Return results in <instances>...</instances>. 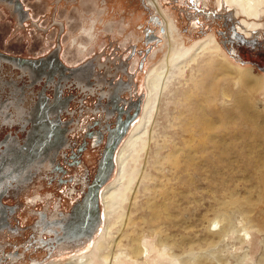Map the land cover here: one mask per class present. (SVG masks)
Returning a JSON list of instances; mask_svg holds the SVG:
<instances>
[{
  "label": "rangeland",
  "instance_id": "rangeland-1",
  "mask_svg": "<svg viewBox=\"0 0 264 264\" xmlns=\"http://www.w3.org/2000/svg\"><path fill=\"white\" fill-rule=\"evenodd\" d=\"M214 2L216 0H206L203 2L206 7H201L194 0H157L159 8L180 35V49L196 47L201 40L212 35L220 44L222 34L227 36L228 30L220 18L221 9L227 8L215 9ZM21 3L29 20L18 26L9 14V8L0 2V50L13 55L36 56L56 48L72 65L90 58L102 59L104 63H101L100 70H108V79L109 74L126 79L120 72H114V66L124 64L121 61L123 56L132 44L141 41L134 48L139 50L135 53L141 54L142 60L137 54L131 69L135 68L137 61L144 60V64L133 75L132 94L143 91L148 74L168 51L164 42L156 37L161 20L147 6L146 0H22ZM260 24L263 29L253 34L251 49L238 46L236 57L220 44L222 53H214L213 62L249 69L251 75L263 83L264 19ZM82 29L84 33H80ZM79 45L86 49L81 50ZM202 60L205 58L201 57L189 66L187 79L193 76L202 83L207 81L210 72L206 71L208 68ZM228 83V87L236 92L233 82ZM175 85L164 95L156 117L152 116L147 124L143 150L127 163L124 179H118L113 185L120 197L113 200L108 218L113 225L104 240L110 250L105 251H110V261L114 253L117 260L128 252L126 246L118 249L116 242L128 229L126 224L130 219L135 222L134 227L138 234H142L139 237H143L144 242L163 245L165 251L179 257L201 258L210 264H264V138L247 125L240 129H236L235 124L221 126L219 111L232 104L227 97L217 96L215 104L205 110L194 109L193 113L179 114L181 109L174 105L176 94L172 92L178 87ZM69 91L75 93L77 100L82 98L83 111L76 116L79 123L68 135V143L76 147L85 140V148L78 155V166H66L61 159L59 163L65 166L64 179L71 176L89 182L104 141L92 147L80 128L90 124L92 119L102 124V113L93 110L98 91L93 87L92 94L87 96L72 87ZM254 99L256 113L264 121V86ZM77 106L80 105L76 102L70 104L73 110ZM201 117L218 126L210 134L211 139L202 136L198 123ZM113 120L111 117L107 121L110 126ZM70 150L72 148L64 150L65 156ZM171 153L175 156L172 157ZM79 184L76 181L62 186L53 182L46 185L44 179H37L16 197H4V204H16L19 208L8 221L16 230L15 234H8L5 230L0 232V255L17 250L23 256L17 264H26L30 259L47 260L43 246L52 234L35 225L36 215L39 212L48 218L52 214L65 215L81 196ZM69 188L73 189L71 194L67 192ZM159 209L165 214L154 218V210ZM219 230L218 235H213ZM181 239L191 242L181 244ZM56 247L55 255L71 251L61 249L59 244Z\"/></svg>",
  "mask_w": 264,
  "mask_h": 264
},
{
  "label": "flooded vegetation",
  "instance_id": "flooded-vegetation-1",
  "mask_svg": "<svg viewBox=\"0 0 264 264\" xmlns=\"http://www.w3.org/2000/svg\"><path fill=\"white\" fill-rule=\"evenodd\" d=\"M21 1L0 0L9 8V14L14 17L15 24L18 26H22L24 21L29 20V14ZM221 10H223V14L220 18L223 25L226 26L228 34L227 36L222 34L223 40L220 44L237 57L238 46L242 49L252 48L254 40L251 38L253 35L250 38H245L239 33V21L234 13L228 9ZM227 13H230V16H227ZM83 31V29L80 30V33H84ZM142 42H144L143 38ZM138 43L141 41L132 44L129 52L123 56L121 61L124 64L114 66V72H120L121 76H126V79L117 78L112 74H109L108 79V70L103 72L100 70L101 63H104L102 59L90 58L72 65L66 61L64 54L58 53L56 48L52 51L47 49L36 56L13 55L0 50V232L5 230L8 234H15L16 230L10 226L8 221L19 208L16 204H4L2 202L4 197H16L25 187L37 179H44L46 185L53 182L59 186L66 182H80L81 196L71 204L69 212L65 215L57 214L54 216L55 214H52L49 218L42 212L36 215L38 219L35 223L36 226L43 220L46 224L43 229L46 228V232L52 228L53 233H60V229L54 225L57 223L66 224L71 209L80 201L95 173L94 171L89 182L84 178L77 179L71 176L67 177L68 180L64 179L66 171L64 170L65 166L59 163L60 159L62 162L64 161L66 166H78V155L85 148V140L76 147L68 143V135L75 130L76 127L74 126L79 123L76 116L78 112L80 114L83 111L81 109L82 98L77 100L75 93L69 90L72 87L82 96L92 94L93 87L98 91L96 92L97 98L93 110L102 113V124L100 121L92 119L90 124L80 128L81 134L85 139H88V143L90 142L92 147H96L103 140L104 148L109 131L116 127L117 121H120L121 125L127 121V118L133 113L130 103L139 97L140 110L126 126L125 130L128 132L140 114L143 99L140 92L132 94L133 75L144 64V60L141 61V54L137 53L141 60L137 61L135 68L131 70L137 55L135 52L139 51L134 48ZM78 47L83 51L86 49L85 46L80 47L79 45ZM255 66L259 67L258 64ZM106 76L107 80L104 79ZM66 89L68 91L65 93ZM73 102L80 106H77V109H71L70 104ZM111 117L114 120L110 126L107 121ZM68 148H72V150L65 156L64 150ZM67 192L71 194L73 189L69 188ZM46 206L47 204L44 207L45 210ZM85 215L87 217L88 214ZM74 216L77 218V214ZM72 223L73 225L78 224V222L73 221ZM48 227L51 228L48 229ZM50 238H53V235ZM43 247H45L46 255L54 254L57 251L56 244L49 240ZM8 254L0 255L1 264L11 262V255ZM18 255H16V259H20L21 253L19 257Z\"/></svg>",
  "mask_w": 264,
  "mask_h": 264
},
{
  "label": "bare ground",
  "instance_id": "bare-ground-1",
  "mask_svg": "<svg viewBox=\"0 0 264 264\" xmlns=\"http://www.w3.org/2000/svg\"><path fill=\"white\" fill-rule=\"evenodd\" d=\"M194 1L195 4L202 7L205 4H203V2L206 0ZM146 2L147 6L155 11L157 17L161 20L156 37H159L160 40L164 42L168 51L165 53L164 58H161L162 60H159L157 65H155L153 70L148 74L143 91L141 92L143 99L140 114L135 122L132 123L129 131L127 132L125 130L127 134L124 132L123 135L120 136L119 142L114 148L112 171L106 182L98 191V213L97 217L94 219L95 222L93 221V227L88 235H86V233H79L81 229L90 224L92 218L89 219V215L86 217V211H83L84 213L76 212V208L80 205V203L77 202L71 209L69 220L67 221L68 223L66 222V224L63 225L57 223L54 225L56 228L60 229V233L51 232L52 225L48 232L53 235V238H50L49 241L56 245L59 244V247L63 250L71 249V251L64 254L63 252H59L56 255L50 253L51 255H48L47 260L37 261L35 259H30L26 264H210L208 260L201 258L190 259L189 257V259H185L165 251L163 245L161 246L147 241L144 242L143 237H139L141 233L138 234V231L135 229L136 227H134L135 222L130 219L127 220L126 224L129 225L128 229L122 238L116 242L118 249L120 247L122 248V246L127 247L126 250L128 252L124 253L122 258L118 257L119 259L115 260L116 254L114 253L113 256L111 255L113 260L110 261V249L104 241L108 236L110 227L113 225L108 222L114 205L113 200L115 201L116 198L118 199L120 197V194L116 192V188H114L113 185L118 179H124L127 173V163L130 159L133 161L134 157L137 158L139 153L143 150L146 142V139L144 140V135H146L145 130L147 124L152 116L157 115L164 95L174 83H176L175 86H178L176 89L172 90V92L176 94L174 95V105L180 106L181 110L179 114L182 112L193 113L194 109L197 111L205 110L208 106H213L215 104L217 96H220L222 99L227 97L232 104L230 108L223 107L219 111L221 126L229 127L235 124L237 125L236 129H240L242 125H247L257 132L260 138H264V121H262L261 116H258L256 113L254 99V95L262 90L264 86H262V84L264 82L262 83L258 78L252 76L250 73L251 70L249 69L213 62V54L221 55L222 53L220 44L213 35L207 36L201 40L196 47L191 49H180V45H178V38L180 35L177 33L172 21L166 18L164 11L159 8L157 0H146ZM214 5L217 9L224 6L234 13L239 21V33L245 38H250L255 32L263 29L260 22L264 19V0H216ZM201 57L205 58V60H202V64L208 68L206 71L210 72V77H208L207 81L204 83L196 80L193 76L188 77V79L185 77L186 70L188 71L189 66ZM223 60V62L226 61L225 59ZM262 80H264V78H262ZM229 81H232L234 86L237 87L236 92H233L234 90L228 87ZM139 110L140 107L138 111ZM198 123L203 138H210V134L218 128L217 125L211 123L206 117H201ZM149 127L151 128L150 125ZM123 137L124 139L122 140ZM121 140L122 142L117 148ZM171 156L174 157L175 154L171 153ZM111 178H113V180ZM111 180L112 182L109 184ZM34 201L35 199L32 198L31 202L34 203ZM74 214H77V218ZM163 214L165 213L161 209H159V211L154 210L153 217L161 218ZM164 217L168 219V216ZM71 220L73 222H78V224L73 225ZM69 221H71L72 224H69ZM149 222L151 223L152 221ZM212 223H214V221ZM48 224L47 226L51 223ZM37 225L39 229H43L46 224L41 220ZM87 228H89V226H87ZM44 230H46V228H44ZM219 233L220 230L213 235H218ZM188 241L190 240L181 239L180 243L190 244L191 241ZM106 249L109 250L105 251ZM117 252H119V250ZM18 254L16 250L13 253H9L8 255H11V262H7V264L18 263L20 260L16 259V255ZM21 257L23 258L22 253L20 258Z\"/></svg>",
  "mask_w": 264,
  "mask_h": 264
},
{
  "label": "water",
  "instance_id": "water-1",
  "mask_svg": "<svg viewBox=\"0 0 264 264\" xmlns=\"http://www.w3.org/2000/svg\"><path fill=\"white\" fill-rule=\"evenodd\" d=\"M226 15L230 16V13H227ZM139 99L140 98L137 97L135 101L130 103V107L133 108V113L129 118H127V121H125V123L122 125L120 121H117L116 127L109 131V135L101 153V157L98 161L93 178L79 201L80 205L76 208L77 213L86 211V213L90 216L89 219L92 218L90 224L87 225L89 228L86 226L85 228L81 229L79 233H86V235H88L93 227V223L95 222L94 219L97 217L98 213V191L100 187L106 182L112 171V156L114 148L119 142L120 136L123 135L129 121L137 114L139 109Z\"/></svg>",
  "mask_w": 264,
  "mask_h": 264
}]
</instances>
